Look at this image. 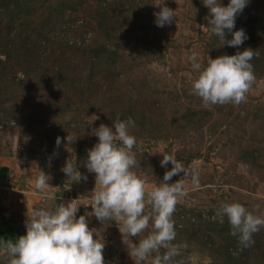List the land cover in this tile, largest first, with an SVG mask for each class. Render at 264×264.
<instances>
[{"label": "rangeland", "instance_id": "374dc122", "mask_svg": "<svg viewBox=\"0 0 264 264\" xmlns=\"http://www.w3.org/2000/svg\"><path fill=\"white\" fill-rule=\"evenodd\" d=\"M157 3L175 10L171 24L157 26ZM103 5L97 0H0L3 26L13 23L14 29L32 35L35 43L41 40L39 45L51 47L49 54L40 52L30 60L24 59L21 48L12 49L9 66L25 84L29 80L36 87L20 90V85L0 91V161L6 156L11 169L8 181L0 183V219L27 230L28 209L55 207L73 199L80 206L77 218L92 212L91 205L85 206L91 203L96 186L95 174L85 166L89 149L98 142L92 129L101 123L112 126L115 113L122 116L120 108H131L136 112L130 129L137 139L135 171L149 188L157 186L172 168L171 163L161 166L163 154H174L186 170L195 168L199 173L198 185L183 172L170 181L183 179L187 190L176 207L186 226L176 230L174 243L186 245L176 259L183 264H227L223 250L216 248L223 239L200 222L196 233L192 222L200 213L208 219L209 210L231 202L264 216V66L255 72L245 102L205 106L192 94L198 73L188 57L196 52L199 62L206 64L209 56L234 55L250 47L264 59V0H249L237 15L236 21L243 16L237 25L244 26L247 35L239 47L223 44L212 33L210 9L202 0H113L105 12ZM7 7L10 12L3 16ZM110 18L119 21L110 25L114 30L101 29L102 21ZM48 19L52 21L46 23ZM232 38L225 33L226 41ZM4 41L0 39V55L3 47L8 48ZM88 44L106 46L102 48L107 50L105 56L93 59ZM1 60H6L5 55ZM23 65L34 70L29 79L20 69ZM38 65L41 68L35 71ZM45 75L51 81L63 79L62 86L67 85L65 78L73 79L75 95L54 87L58 106L52 105L54 94L43 89L48 83L39 85ZM123 114L121 119L129 117ZM22 120L35 127L18 126ZM69 134L73 139L68 144ZM57 137L62 141L59 146ZM69 159L86 180L65 175L62 168ZM41 170L49 175L50 193L33 187ZM87 219L89 228H96L105 241L106 264H135L114 221L102 224L94 215ZM207 234L213 248L211 242L205 243ZM140 238L133 237V243ZM238 251L245 264H264V244ZM151 259L145 264H151ZM0 264H8L6 255L0 254Z\"/></svg>", "mask_w": 264, "mask_h": 264}, {"label": "clouds", "instance_id": "9594fccd", "mask_svg": "<svg viewBox=\"0 0 264 264\" xmlns=\"http://www.w3.org/2000/svg\"><path fill=\"white\" fill-rule=\"evenodd\" d=\"M202 2L210 9L208 24L212 33L231 47L243 44L247 38L243 29L235 31L228 41L225 40V30L232 31L237 15L249 0H230L227 6L220 0ZM156 5L160 7L155 13L157 26L171 24L176 18L175 10L163 3ZM256 55L249 47L234 55L209 56L206 64H202L198 53L192 52L188 59L198 73L192 83V94L200 97L205 106L245 102L256 80L251 63ZM134 126L131 117L121 119L117 115L112 126L101 123L92 129L98 142L89 149L85 162L88 172L94 173L96 178L91 203L85 205H91L92 212L77 218L80 207L77 199L55 207L28 209L26 234L0 241V254L6 255L8 264H106L105 241L96 228H89L87 217L92 215L102 224L114 221L118 225L135 264H145L150 257L151 264H183L176 258L182 255V248L186 245L174 243L177 236L174 213L187 190L183 179L170 181L183 172L184 176L191 177L194 185H198L199 173L195 168L191 172L186 170L174 154H163L161 166L167 168L171 163L172 168L166 170L157 186L149 188L146 179L135 171L137 160L133 148L137 139L130 133ZM66 139L69 144L73 138L69 134ZM61 142L57 137V146ZM62 171L75 181L87 179L70 159ZM33 187L50 193L49 175L41 170ZM48 199L54 200V197L49 195ZM225 217L230 224V234L237 238L241 250L254 244L253 235L264 227V216L254 214L240 202L222 204L213 219L218 218L223 224ZM133 237L141 238L138 243H133Z\"/></svg>", "mask_w": 264, "mask_h": 264}, {"label": "trees", "instance_id": "16d2710c", "mask_svg": "<svg viewBox=\"0 0 264 264\" xmlns=\"http://www.w3.org/2000/svg\"><path fill=\"white\" fill-rule=\"evenodd\" d=\"M97 1H99V2L103 1L104 5H103V8L101 10L105 12L106 10L108 11V8L111 6L113 0H97ZM220 2L224 6H227L230 1L220 0ZM88 4H89L88 8L92 9V7H91L92 3L88 2ZM8 9H9V7L4 9L3 16H4V14L8 15V13L10 12V11H7ZM1 15H2V13L0 14V20H2ZM114 19H115V22L111 21L112 18H110V20L109 19L103 20L102 23L100 24L101 29H103V30L109 29L110 30L111 24H115L116 22H119L117 18H114ZM51 21H52L51 19H48L46 21V23H50ZM237 21H243V16L240 20H237ZM237 21H236L235 27L232 29V31L225 30L226 34L230 33L233 35L235 31L240 30V29H243L246 32V29L244 26L237 25V23L238 24H242V23L237 22ZM55 23H57V20L55 21ZM12 25H13V23L7 24V26H3V23L0 21V39L5 40L4 45L8 46V48H6V49H5V47L2 48L3 49L2 55H5V58H6L5 61L1 60L2 55H0V91H2L5 88H8V87H11L14 89V86L19 87L20 85H21L20 90L21 89L22 90H27V89L30 90L31 87H36V86H33L32 82H30L29 80H27V82L25 84L24 83L25 81H23L24 78L19 79L17 77V70H15L14 67L11 68L9 66V61L12 58V49L15 50L16 48H21L22 50L25 51V53L23 55L24 59L28 58L30 60L32 57H35V55L39 54L40 52H41V55L49 54L50 51L48 48L51 49V47L48 46L47 43H45L46 46L39 45L41 43V40L38 43H35L36 41L33 40L32 35L22 34L23 32L20 29L16 30V29H14V27ZM113 30L114 29L111 28V31H113ZM248 35H249V33H248ZM248 37L250 38V35ZM56 43H57V41H56ZM91 45L92 44H88L87 47L92 52L93 59L94 58L99 59V57L101 55L103 57L105 56V52H107V50H105V49L102 50V48L103 47L106 48V46H98L96 48V47H94L95 45L94 46H91ZM60 57H62V56L60 55ZM28 59H26V60H28ZM251 63L254 65L255 72H257L261 66L262 67L264 66V59H261V56L259 54L253 58ZM109 66H111V65H109ZM8 68H11V69H8ZM40 68H41V65H38L37 67L35 66V71L37 69H40ZM20 69L22 70L24 77H27V79H29L32 72L34 71V70H30L28 67H26L24 65L21 66ZM65 79H68V81L66 82L67 85H65V86L61 85L63 82V79H57V81L56 80L51 81V79H49L46 75L43 78V80L40 81L39 85H43L45 83H48L43 87V89H49L54 94L55 97L53 99L52 105L58 106L57 101H58L59 95L55 91L54 87H57V88L61 89L62 91H63V88H66L67 90H71L72 94L75 95V93H76L75 89L76 88L71 85V83L74 82V80L71 78H65ZM70 79H71V81L69 82ZM89 79L90 80L92 79V75L90 76ZM15 89H17V88H15ZM20 93H22L24 95V92H20ZM25 96L27 97L29 95H25ZM32 98H34V97H32ZM60 107L63 108V105ZM120 109L122 110L121 111L122 116H124L123 113H129V117H133L136 114V112H133V110L131 108L127 111L124 108H120ZM115 114L120 115V113L117 114V112ZM122 116H120V117H122ZM17 125L22 127V128H29V127L33 126V125H31V123L30 124L26 123L23 120L20 122H17ZM34 127L35 126H33V128ZM216 210L217 209L209 210V212H208L209 218L208 219L207 218L204 219L202 217L201 213H200V215H198V217L196 216V222L194 223L191 221L193 228H197L194 230H196V233H197L198 227L201 228L200 227L201 225L198 226L199 222L202 225L205 224L204 229L206 231L211 232V233H215L217 235V238L223 239L221 242H219L220 244L217 245L216 248H217V250H223L224 257H225V263H227V264H245L246 263V261H244L245 258L243 257L241 252L239 253L238 249H240V251H242L243 249H248L253 245H256L257 247H262L264 244V231L260 230L258 233H255L253 235L254 244H252L250 247L243 248L241 250V248L238 246L237 238L233 237L230 234V224L228 222L227 217L224 218L223 224H221L219 222L218 218L213 219L214 216L211 217L212 215L215 214ZM180 213L181 212H179L176 208V211L174 213V219L176 222V225H175L176 230H178L179 227L180 228H186V226L184 225V223H185L184 220H182V218H179V215H181ZM186 220H187V222L189 221L188 219H186ZM26 231H27L26 229L17 228L15 225L10 223V221H7L6 219H0V241L7 240L9 238L15 239V238L19 237L20 235L26 234ZM205 238H206L205 243L208 244L209 242H211L212 237L210 234H207V236H205ZM211 244H212V246H209V247L213 248V243L211 242ZM234 251H236L238 254L237 253L235 254Z\"/></svg>", "mask_w": 264, "mask_h": 264}, {"label": "crops", "instance_id": "0c3cea01", "mask_svg": "<svg viewBox=\"0 0 264 264\" xmlns=\"http://www.w3.org/2000/svg\"><path fill=\"white\" fill-rule=\"evenodd\" d=\"M6 156H1V163L2 165H6L7 164V160H6ZM0 165V183H6L9 179V177L11 176V169L9 168V163L6 166H2ZM9 168V169H8ZM3 184V186L5 187V185Z\"/></svg>", "mask_w": 264, "mask_h": 264}]
</instances>
